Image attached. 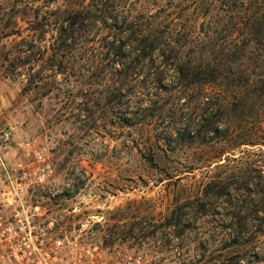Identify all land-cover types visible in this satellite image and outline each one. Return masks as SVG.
<instances>
[{"label":"trees","instance_id":"trees-1","mask_svg":"<svg viewBox=\"0 0 264 264\" xmlns=\"http://www.w3.org/2000/svg\"><path fill=\"white\" fill-rule=\"evenodd\" d=\"M112 1L56 16L53 22L35 12L29 20L32 30L46 33L44 29L53 26L58 31L48 47L52 53L35 54L36 45L30 44L5 61L19 75L41 65L43 71L49 67L55 74L71 76L75 47L80 42L92 45L89 53H97L90 64L92 76L99 78L107 69L112 100L128 99L123 123L131 129L163 124L161 136L144 144L149 151L144 159L153 168L161 167L157 150L180 154L196 149L203 155V167L219 170L234 162L244 146L264 147V0H160L167 4L141 16L132 10L117 12L121 4ZM99 20H112L108 32L89 38L88 29ZM47 77L33 75L24 91L45 87ZM253 166L246 161L237 172L211 170L205 182L178 185L189 197L185 203L177 201L168 226L183 227L189 210L194 221L220 210L227 211L229 221L211 228L209 254L188 264H223L224 258L227 264H241L236 249L252 242L248 223L264 212V171ZM184 173L165 169L168 179ZM177 179L180 183L185 178Z\"/></svg>","mask_w":264,"mask_h":264},{"label":"rangeland","instance_id":"rangeland-1","mask_svg":"<svg viewBox=\"0 0 264 264\" xmlns=\"http://www.w3.org/2000/svg\"><path fill=\"white\" fill-rule=\"evenodd\" d=\"M112 2L121 4L117 12L132 10L135 16L154 14L167 4L160 0ZM101 4L102 0H0V30L4 28L0 41V159L14 165L23 155L21 143L38 139L54 166L47 186L31 194L41 205L37 211L42 214L39 222L49 225L53 221V227L67 230L72 240L108 249L111 261L124 253L143 256L145 264L200 260L204 253L209 254L206 240L211 238V228L229 224L227 211L200 215L194 221L189 210L180 228L170 227L167 222L177 201L185 203L189 197L178 185L205 182L215 165L203 167V155L189 149L180 154L157 150L161 167H151L144 159L149 154L144 144L155 142V135L161 136L159 126L163 124L153 129H131L123 123L128 99L119 96L112 100L108 90L112 76L107 69L99 78L92 76L90 64L97 55L95 50L89 53L92 45L88 48L80 42L75 47L76 68L71 76L55 74L47 66L43 71L41 65L33 67L29 74L19 75L9 66L30 44L36 45L35 54H46L47 50L52 53L48 47L58 31L53 26L44 29L46 33L32 30L29 20L35 12L53 22L56 16L84 8L93 10ZM111 23L112 20H99L88 29L89 38L95 33H107ZM15 30H20V35L13 34ZM7 57L10 61H5ZM43 74L49 75L45 87L24 91L27 80ZM134 112L141 113L136 109ZM7 131L12 133L8 144L2 138ZM240 151L243 153L238 151L234 162H225L227 166L213 172L230 174L246 161L264 171V147L244 146ZM195 166L198 169L193 171ZM169 167L186 170L179 176L185 179L180 183L176 182L179 177L168 179L165 169ZM238 192L245 193L242 189ZM246 215L245 211L242 216ZM253 219L248 223L252 242L236 249L239 253L235 258L241 259V264L264 263V212ZM224 259L223 264H227Z\"/></svg>","mask_w":264,"mask_h":264},{"label":"built area","instance_id":"built-area-1","mask_svg":"<svg viewBox=\"0 0 264 264\" xmlns=\"http://www.w3.org/2000/svg\"><path fill=\"white\" fill-rule=\"evenodd\" d=\"M2 138L8 144L12 133ZM20 147L23 155L14 165L0 159V264H145L143 256L129 253L111 261L108 249L72 240L53 221L42 225L41 205L31 194L50 182L53 162L36 138Z\"/></svg>","mask_w":264,"mask_h":264}]
</instances>
